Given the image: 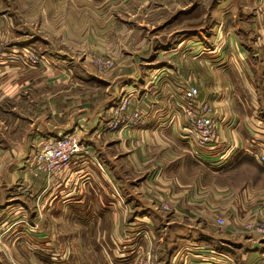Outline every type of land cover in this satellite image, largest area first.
Instances as JSON below:
<instances>
[{
    "label": "crops",
    "instance_id": "crops-1",
    "mask_svg": "<svg viewBox=\"0 0 264 264\" xmlns=\"http://www.w3.org/2000/svg\"><path fill=\"white\" fill-rule=\"evenodd\" d=\"M23 4L24 12L40 11L37 20L48 35L71 36L77 50L105 45L123 76L86 80L92 75L83 62L75 75V60L70 75L54 68L44 74L8 49V61L0 63V245H9L11 258L144 264L151 257L154 264H177L187 253L188 264L220 255L231 264H262L264 238L241 226L264 220V0ZM18 8L17 0H0V36L16 33L15 48L40 38L54 53L47 72L63 68L68 54L32 34L25 23L30 16ZM152 21L151 28L139 24ZM133 44L136 55L126 53ZM126 55L134 58L132 73ZM190 85L213 106L219 127L218 149L202 156L184 142L189 122L177 105ZM122 94L131 95L127 119L111 130L107 124L117 121L112 113ZM135 108L137 121L130 118ZM69 130L87 136L67 169L48 178L28 167L35 149ZM223 151L225 160L213 158ZM55 245L59 253H50Z\"/></svg>",
    "mask_w": 264,
    "mask_h": 264
},
{
    "label": "rangeland",
    "instance_id": "rangeland-1",
    "mask_svg": "<svg viewBox=\"0 0 264 264\" xmlns=\"http://www.w3.org/2000/svg\"><path fill=\"white\" fill-rule=\"evenodd\" d=\"M17 2H18L19 8L15 9V10L18 11L19 13L25 14V16L28 14L30 16V18H31V20L25 21V23H26V25L28 27H31L33 29V31H31L32 34L33 33H35V34L38 33L42 37L48 38L50 40L49 43L52 42L51 45H53V49L54 50H59L61 52H65L68 55L64 56L63 68L61 67L60 70H59L58 69L59 67L55 68V66L54 67L50 66L49 71L47 72V70H48L47 66H49V63H51L50 56L53 55L54 53L53 54H49V53L46 52L47 50H45L42 47V45H41L40 38L32 36V38H34V41H35L36 44L21 46L22 48L19 47L20 48L19 49V48H15L14 44H11L17 34L13 33V35H12V33H11V35H9L8 34V30H5L4 32L5 33L7 32L6 36H0V63L3 60L4 61H8L7 60V59H9L8 56L11 53V51H8V49L9 50H13V51L19 50L18 51L19 52V57H21V60L19 59L20 60V64H23L25 67H29V68L32 67V68H35L37 70H40L44 74H52L50 72V70L52 68H54V70L57 71V72L60 71V73H61L62 71H64V72H66L67 74L70 75V71L72 72L73 69L68 67V66H71V63L69 64V62H70V60H75L74 63H73L74 66L77 67L76 69H74L75 75H81L80 63H82V62L85 63V66H87V69L89 70L88 73L92 75V76H89V77H91L90 79L88 78L86 80H104V79H107V80H113V79L114 80H118L119 76H123V74H121V72L119 71L118 60H117L118 57H116V55L114 53H110L108 51L109 49L105 50L104 49V47L106 48L105 45L101 46V47H103L102 50H100V51H91L90 53L88 51L89 47H84L83 50L81 51V48L83 47L82 44L78 47V50H77L76 47H74L73 44H72L73 41H71V39H70L71 36L67 37V40L65 41L62 36L58 35L57 32H55L54 35H48L47 32L44 31L41 28L40 22H39V20H37L40 11H38L36 8H32V9L29 10V12L28 11L24 12V8H25V5L23 4L24 0H17ZM6 16H7V18H9V15H5V18H6ZM139 24H142L145 27L151 28L154 25V21H152V22H139ZM139 24L133 23V29H137V27L139 28V26H140ZM136 25H137V27H136ZM194 26L195 27L201 26V20L200 19L197 20V21L195 20ZM55 27L57 28V26H55ZM7 28L9 30L11 29L9 27H7ZM22 30H24V29H22ZM134 35L136 36V34H134ZM135 39H133V40H135ZM134 47L135 46L133 44L132 47L130 48V50L127 48L126 53L131 52V54H135L136 55V53L133 50ZM32 54H34L37 57L36 61L32 60ZM43 54L45 56H47V59H48L47 65H45L46 61H45V59H43V58H45L43 56ZM147 56H149V57H151V59H153L154 55L152 53H150V54L147 53ZM133 59H134L133 56H132V58L127 56V60L128 61L126 60V64H124L126 66V70L131 71V73L134 70L133 65H132ZM2 63H4V62H2ZM150 64H152L151 66H153V64H154L153 60L151 61ZM65 68H66V70H65ZM68 68H69V70H67ZM31 70H33V69H31ZM36 72H38V71H36ZM191 82L195 85V80H191ZM186 87H184L182 91H184V89ZM130 98H131V95L122 94V96H120V99H118V105L114 107L113 113H112V117L115 118V121L119 120V119L122 120V118H127L125 116V114H126V112H129V107L131 105ZM180 98L181 97H179L177 99L178 107H179ZM201 101H203V100H201ZM205 102H207V101H205ZM130 112H131L130 113V118H134V116L136 115V117H137L136 121L140 119L139 112L137 111L136 108L133 109V111H130ZM107 126L111 130L117 129L119 127L118 124L113 123L111 121L107 124ZM71 132H76L78 134V139H79V143H80V150H79V152L77 154H79L82 151V149H83L81 136L82 135L83 136H87V135H84V133H81L80 131H76V130H69V131H64V132L62 131L59 135H61V134H63V135L64 134H69ZM84 140H85V138H84ZM38 144L36 145V148L38 147ZM43 146H44V144H41L38 147V149H35L34 152L28 158V167L29 168L37 170V168L33 165V162L31 160V158ZM74 157H76V155ZM164 203L165 202L161 203V208H163ZM166 208L167 207H165L163 209L164 210H168L169 209V208H167V209ZM61 215H65V214H61ZM50 216H54V218L57 220V214H53L52 213ZM251 221H254V220H249L248 222H251ZM243 225L241 226L242 230H243ZM51 227H52V229H50V232L52 233V236L53 237L57 236V234L59 232L57 224L55 223V225H52ZM243 232L248 234L244 230H243ZM248 235L251 236L250 234H248ZM251 237H254V236H251ZM68 247L70 248L72 246H68ZM57 249H61V246H56V245L53 246L52 248H50V253H53V254L59 253V251ZM9 253H11L9 245L1 244L0 245V264H29V261H27V260H20L19 262L14 261L11 258ZM150 253L151 252H147V255L150 254ZM185 254H183V255H185ZM49 260L50 261H47V260L42 261V260H40L39 263L40 264H42V263L43 264H58L57 261H55L56 259L55 260L49 259ZM34 263L36 264V262H34ZM155 264H156V260H155Z\"/></svg>",
    "mask_w": 264,
    "mask_h": 264
},
{
    "label": "built area",
    "instance_id": "built-area-1",
    "mask_svg": "<svg viewBox=\"0 0 264 264\" xmlns=\"http://www.w3.org/2000/svg\"><path fill=\"white\" fill-rule=\"evenodd\" d=\"M32 60H37L34 54H32ZM198 96L197 87L187 86L182 92L179 107L189 122V127L184 133V142L191 148L195 156H199V153L202 156L204 151L214 150L216 147L218 149L220 134L213 106L208 102L201 101ZM132 119L136 120V115ZM119 122L123 123L124 121L119 119L115 123L118 124ZM43 144L44 146L32 156L31 160L37 170L48 178L61 174L80 150L76 132L58 135L53 139L44 141ZM218 153L213 157L214 159H226L224 152ZM259 159L261 164L264 165V155H261ZM165 207L168 208V205L164 203L163 208ZM216 221L218 225L224 224V221L220 218H217ZM243 230L256 238L264 237V220L247 222L243 225ZM189 258V254L186 253L179 258L180 262L178 264H188ZM231 263L233 262L229 257L220 255L217 258H210V260L201 264ZM261 263L264 264V258ZM144 264L154 263L151 258H147Z\"/></svg>",
    "mask_w": 264,
    "mask_h": 264
}]
</instances>
